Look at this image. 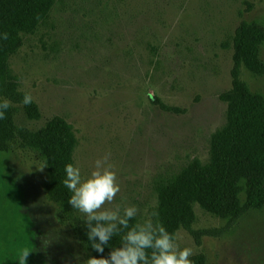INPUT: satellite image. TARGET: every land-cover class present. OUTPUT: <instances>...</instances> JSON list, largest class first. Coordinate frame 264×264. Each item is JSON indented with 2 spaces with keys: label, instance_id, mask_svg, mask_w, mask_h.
Listing matches in <instances>:
<instances>
[{
  "label": "rangeland",
  "instance_id": "1",
  "mask_svg": "<svg viewBox=\"0 0 264 264\" xmlns=\"http://www.w3.org/2000/svg\"><path fill=\"white\" fill-rule=\"evenodd\" d=\"M242 21L264 27V0H56L8 61L40 111L38 120L19 111L16 124L38 129L65 119L82 176L105 155L117 174L120 192L105 207L134 205L136 223L160 222L156 186L195 159L205 163L211 134L225 124L219 95L231 86ZM259 55L264 64V42ZM239 75L264 96V73L241 67ZM46 178L39 151L18 141L0 150V264H19L24 249L26 264H86L42 188ZM193 209L195 229L226 224L197 203ZM175 237L181 248L202 252L205 264H264V206L200 246L183 229Z\"/></svg>",
  "mask_w": 264,
  "mask_h": 264
},
{
  "label": "trees",
  "instance_id": "2",
  "mask_svg": "<svg viewBox=\"0 0 264 264\" xmlns=\"http://www.w3.org/2000/svg\"><path fill=\"white\" fill-rule=\"evenodd\" d=\"M56 0H0V99L7 98L12 107L6 118L0 119V150L18 141L22 148L39 151L45 160L47 178L42 185L46 196L57 204L61 220L70 226L73 237L87 261L90 256L108 258L112 248L120 246L124 229L113 237L104 252L91 247L85 217L68 203L72 193L65 187V166L74 165L77 139L73 126L54 116L38 129L17 125L16 117L22 111L28 120L40 119L37 103H22L26 91L9 69L8 61L21 47L23 37L32 34L44 21ZM264 42V27L242 21L233 39V66L231 86L219 95L226 104L225 124L213 132L209 142V158L203 163L193 160L178 173L156 186L158 217L166 230L175 234L180 229L188 232L200 246L203 237H220L228 233L248 211L264 206V96L250 89L240 80V68L256 75L264 73L260 46ZM28 93V92H27ZM164 111L179 109L159 102ZM216 215L226 224L220 228L195 229L194 204ZM136 224L134 218L129 227ZM190 259L193 264H205V255L199 252Z\"/></svg>",
  "mask_w": 264,
  "mask_h": 264
},
{
  "label": "clouds",
  "instance_id": "3",
  "mask_svg": "<svg viewBox=\"0 0 264 264\" xmlns=\"http://www.w3.org/2000/svg\"><path fill=\"white\" fill-rule=\"evenodd\" d=\"M8 35L4 32L0 39L7 40ZM33 99L31 93L26 92L22 103L29 105ZM10 107L12 102L9 99H0V119L6 118ZM107 161V155L96 159L93 170L86 177L82 176L78 165L68 163L65 166L63 184L72 193L68 203L84 215L91 247L103 253L104 246L127 229L121 237L122 243L112 248L108 258L90 256L86 264H193L190 259L194 255L193 249L181 248L174 234L169 233L158 220L154 221L152 216L129 227V221L138 214L136 206L124 207L122 212L118 205L105 207L120 192L117 174ZM29 252L24 249L18 254L16 260L19 264H26Z\"/></svg>",
  "mask_w": 264,
  "mask_h": 264
}]
</instances>
